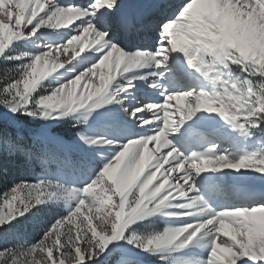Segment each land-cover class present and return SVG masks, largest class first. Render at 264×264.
I'll list each match as a JSON object with an SVG mask.
<instances>
[{
    "label": "snow or ice",
    "instance_id": "6c2138e0",
    "mask_svg": "<svg viewBox=\"0 0 264 264\" xmlns=\"http://www.w3.org/2000/svg\"><path fill=\"white\" fill-rule=\"evenodd\" d=\"M0 264H264V0H0Z\"/></svg>",
    "mask_w": 264,
    "mask_h": 264
},
{
    "label": "rangeland",
    "instance_id": "374dc122",
    "mask_svg": "<svg viewBox=\"0 0 264 264\" xmlns=\"http://www.w3.org/2000/svg\"><path fill=\"white\" fill-rule=\"evenodd\" d=\"M0 75H2V74H0Z\"/></svg>",
    "mask_w": 264,
    "mask_h": 264
}]
</instances>
